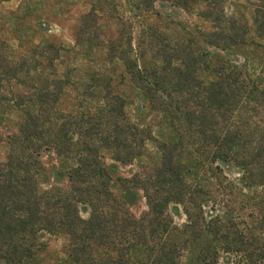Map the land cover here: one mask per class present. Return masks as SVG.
<instances>
[{"label": "trees", "instance_id": "obj_1", "mask_svg": "<svg viewBox=\"0 0 264 264\" xmlns=\"http://www.w3.org/2000/svg\"><path fill=\"white\" fill-rule=\"evenodd\" d=\"M157 1L206 28L151 25L134 46L129 24L99 42L95 0L76 45L94 66L62 78L63 48L15 60L0 43V122L16 118L0 137V264H49V238L64 264H264V6L249 24L226 0L128 4L147 22Z\"/></svg>", "mask_w": 264, "mask_h": 264}, {"label": "rangeland", "instance_id": "obj_2", "mask_svg": "<svg viewBox=\"0 0 264 264\" xmlns=\"http://www.w3.org/2000/svg\"><path fill=\"white\" fill-rule=\"evenodd\" d=\"M95 0H0V43L7 49L2 52L9 59L19 60L25 56L38 58L40 50L46 44L63 48L56 63L55 76L62 78L70 69L81 68L83 73L94 64L82 59L77 52L78 30L82 19L93 9ZM264 6V0H226L224 8L234 18L252 24L254 9ZM199 10L184 12L166 8V4L157 1L154 10L149 14L150 20L137 19L128 0H107L104 12L98 13L99 42L109 43L125 26H133V44L136 46L143 39V30L147 27L159 26L165 29L170 37L184 38L180 32L183 28L196 30L206 28L199 17ZM160 15L159 17L155 16ZM170 14L172 16H168ZM15 92L28 94L29 89L23 85L14 87ZM74 92L66 88L64 104L59 108L69 110L74 104ZM135 106L132 114L135 115ZM14 119V120H13ZM0 122V137L4 140L15 131L14 122ZM7 145L0 143V161H5ZM125 174L130 168L124 169ZM146 210L145 202L132 208L135 215L140 216ZM180 222V218H176ZM65 241L61 238H49L44 258L49 264H64Z\"/></svg>", "mask_w": 264, "mask_h": 264}]
</instances>
